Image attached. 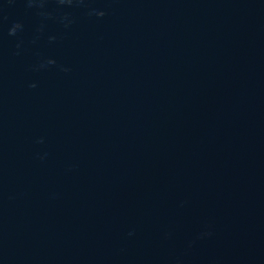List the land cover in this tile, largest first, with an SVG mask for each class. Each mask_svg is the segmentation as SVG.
<instances>
[{"label":"water","instance_id":"water-1","mask_svg":"<svg viewBox=\"0 0 264 264\" xmlns=\"http://www.w3.org/2000/svg\"><path fill=\"white\" fill-rule=\"evenodd\" d=\"M196 0H0V264H89Z\"/></svg>","mask_w":264,"mask_h":264}]
</instances>
